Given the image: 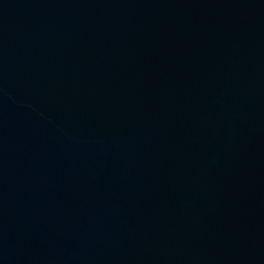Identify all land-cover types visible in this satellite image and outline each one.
<instances>
[{
    "label": "water",
    "instance_id": "95a60500",
    "mask_svg": "<svg viewBox=\"0 0 264 264\" xmlns=\"http://www.w3.org/2000/svg\"><path fill=\"white\" fill-rule=\"evenodd\" d=\"M0 264H264V0H0Z\"/></svg>",
    "mask_w": 264,
    "mask_h": 264
}]
</instances>
